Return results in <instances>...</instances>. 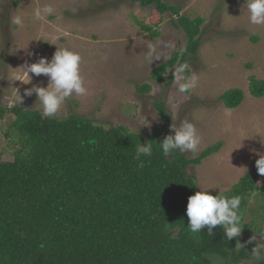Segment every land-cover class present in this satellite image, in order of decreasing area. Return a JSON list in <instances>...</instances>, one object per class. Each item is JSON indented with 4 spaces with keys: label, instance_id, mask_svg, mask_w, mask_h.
<instances>
[{
    "label": "trees",
    "instance_id": "trees-1",
    "mask_svg": "<svg viewBox=\"0 0 264 264\" xmlns=\"http://www.w3.org/2000/svg\"><path fill=\"white\" fill-rule=\"evenodd\" d=\"M130 1L154 6L150 22H140L150 36L161 35L160 25L170 12L174 26L188 39L185 49L153 69V80L163 81L167 69L181 64L189 75L203 45L205 19L182 14L180 5L168 0ZM249 83L251 95L264 97V79L250 76ZM150 89L137 86L140 93ZM219 100L237 108L244 91L227 89ZM155 105L163 124L146 137H128L127 126L107 128L74 111L67 117L42 118L38 108L0 105V119L8 120L4 134L14 148L12 161H4L0 149V264H246L253 245L235 255L230 251L236 240L227 242L220 226L213 237L207 226L199 234L187 228L188 198L198 192L187 168L201 165L222 143L196 157L177 152L165 158L158 145L168 135L170 118L164 102ZM139 141L153 142L143 168L134 159ZM221 194L241 198L243 222L255 200L259 222H264V176L256 168ZM258 217L256 223H244L242 243L264 232ZM166 223L171 224L167 232Z\"/></svg>",
    "mask_w": 264,
    "mask_h": 264
},
{
    "label": "rangeland",
    "instance_id": "rangeland-1",
    "mask_svg": "<svg viewBox=\"0 0 264 264\" xmlns=\"http://www.w3.org/2000/svg\"><path fill=\"white\" fill-rule=\"evenodd\" d=\"M168 1L180 5L182 14L205 19L203 45L188 67L189 75L199 78L198 86L191 92L178 91L179 85L171 80L174 68H170L163 81H154L152 77L157 65L187 46V36L174 26L170 12L160 25L161 35L155 38L140 25L150 22L154 6L144 7L130 0H0V105L9 109L20 104L42 111L38 97H25L24 90L41 82L46 87L47 77L33 76L28 84L13 78H21L20 68L25 61L36 62L39 55L50 61L58 47L77 51L83 57L81 69L88 93L73 95L57 117H67L74 111L107 128L135 127L146 137L160 130L163 121L155 104L164 102L170 118L168 134L174 122L187 119L196 125L202 137L196 154L185 153L188 158L222 143L218 152L201 165L187 168L197 181L198 191L212 188L207 191L218 195L230 190L253 168L257 169L255 161L259 156L250 149L264 154V97H254L249 91L250 76L264 79V25L249 23L244 11L246 0ZM45 3L53 4L56 12L34 21L33 9ZM17 15L24 18L22 27L11 22ZM255 37L258 40H253ZM168 44L175 47H165ZM150 46L168 59L161 58L150 65L145 59ZM32 52L38 55L30 56ZM144 85H151L149 92L137 91V86ZM236 87L243 89L244 100L239 107L229 109L219 97ZM7 122L0 119V149L2 159L12 161L14 148L4 134ZM259 206L251 200L245 224L256 223Z\"/></svg>",
    "mask_w": 264,
    "mask_h": 264
},
{
    "label": "clouds",
    "instance_id": "clouds-1",
    "mask_svg": "<svg viewBox=\"0 0 264 264\" xmlns=\"http://www.w3.org/2000/svg\"><path fill=\"white\" fill-rule=\"evenodd\" d=\"M244 11L248 14L249 23L252 25H264V0H246ZM56 12V8L51 3H45L36 7L32 11V19L41 21ZM13 24L22 27L24 18L22 16L12 17ZM165 47L174 48L175 45L168 44ZM30 56H37L35 52L29 53ZM163 58L168 59L166 54L157 51L156 47L150 46L146 53L145 59L151 65L153 61ZM83 57L77 51L69 48H59L49 59L39 55L36 62L29 63L25 61L22 66L23 72L21 78H13L22 81L25 84L31 83L33 76L41 75L47 77V86L34 84L31 88L24 90L25 97H31L34 94L38 97V103L42 108L41 117L58 116L64 105L71 100L73 95L85 96L88 89L85 86V78L82 75ZM173 81L179 85L178 91L181 93H189L199 84V78L196 74L186 75L187 65L181 64L174 66ZM170 69H167L169 71ZM31 74V75H30ZM19 102L22 97L19 93ZM140 131V130H139ZM139 131L135 127L126 129V136L132 137L138 135ZM170 133L166 135L162 142H159L158 150L165 158L179 153L196 154L202 143V137L199 135L196 125L187 120H180L170 126ZM250 152L259 156L255 164L258 174L264 176V154L258 149L252 148ZM153 154V142L142 144L140 141L136 145L134 159L137 161V167L145 166V157H151ZM207 189H202L188 198L186 215L189 219L188 230L193 234H199L207 226V234L214 236L213 229L220 226L225 234L227 242L236 240L235 248L231 250L235 255H239L241 250L247 245H253L251 255L248 254L246 264H264V232L259 233L261 238L256 235L251 236L243 243L239 239L244 227L243 217L241 213V198L239 196H226L221 194L212 195ZM171 224L164 225L165 231H169ZM174 231L172 238H174Z\"/></svg>",
    "mask_w": 264,
    "mask_h": 264
}]
</instances>
